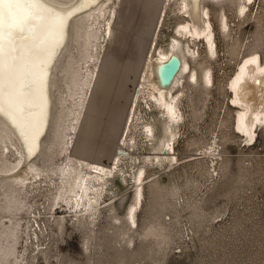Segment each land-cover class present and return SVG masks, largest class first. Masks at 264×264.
I'll return each instance as SVG.
<instances>
[{
	"label": "rangeland",
	"instance_id": "rangeland-1",
	"mask_svg": "<svg viewBox=\"0 0 264 264\" xmlns=\"http://www.w3.org/2000/svg\"><path fill=\"white\" fill-rule=\"evenodd\" d=\"M139 1H136V19L139 22L147 16V26L144 27L141 25L143 22H140V24L134 23V26L131 24L128 28L127 18H125L126 21L120 28V37H126L125 41L127 42L131 41L129 49L125 50L126 52L131 51V53L125 54L126 52L123 51L121 54L125 55L118 61H107L114 57L113 55L104 58L102 76L97 82L98 93L91 104L92 115L88 118L86 114L83 123V140L75 141L82 112L79 115L76 129L69 128L68 130L67 128L68 134L65 138L67 143L63 145L64 149L60 151V156L52 159V166L58 163L57 169L66 166L71 150L75 155H84L89 161L104 164L110 163L118 151L120 136L122 133L124 136L127 129L124 125L131 97L134 88L138 87V80L141 81L140 76L144 71L143 58L147 45L149 42L164 45L167 43L170 33L174 32V24L169 16H166L160 28L155 29L152 37L158 15L156 9L158 2L156 1L154 4L149 2L151 0ZM169 2L172 1L169 0ZM231 2L232 0L227 5V9H229L228 20L233 28L231 29L232 37H224L218 28L215 32L217 45L219 49L222 48L220 55L223 60L219 65L216 61L210 62L206 45L207 54L201 48L199 56L189 59L190 67L197 71L198 83L194 84L193 81L191 83L187 73H182L181 82L185 86L180 105L187 122L186 127L180 131L179 141L175 143L178 162L170 166H167L164 161L162 164H158L156 160L143 162L144 156L150 155L152 158L154 154H147L148 150L142 145L129 150L126 144H121L126 151L129 150L134 156L128 158V161L120 160L121 167L124 166L123 170L137 172L142 166L146 173L151 174L154 179L152 183H149L150 186L148 184V186H143L142 201L144 203L137 211L136 226L127 225L128 222L124 217L127 208L133 201V190L135 189L134 181L130 176L127 175L128 179L125 182L114 179V182L111 180L106 185L112 189L105 196L106 202L102 203L100 211L96 213L97 225L94 228L88 227L83 219L75 218L76 216L69 210V205L65 203L66 198L60 197L57 190L35 188L39 185L41 187L43 185L45 187L46 185L52 186L53 182L51 183L49 177L45 176L44 181L34 183L33 188L29 186L27 189L18 190V187H15L12 190L14 193L12 196H15L16 199L11 201L9 206L4 207L13 214H11L12 223L6 222L12 231H7L10 235L8 234L7 240L3 243L6 252H3L2 256L0 255V264H264V127L257 129L256 141L253 145H246L244 136L233 129L232 119L235 111L231 110L232 112H229L228 116L227 110L224 111L225 104H222L221 97V86H224V83L234 72L242 56L253 47H257L258 51L263 54L264 0L260 1L258 8V0L253 9V5L250 6L246 17L247 21H242V17L236 14V4ZM210 10L212 21L216 26L217 15L214 14V7L211 6ZM140 26L143 27L140 28ZM140 30L144 33L141 40L142 49L138 51L133 47V43L139 37ZM98 32L99 29L96 35ZM95 38V36L90 38L89 52L91 54H95ZM232 46L235 48L234 51H231ZM102 52L103 50H97L98 62L95 69L99 66ZM139 52L138 58L131 56ZM116 55L119 54L116 53ZM197 59L199 60L197 61ZM206 64H210L213 73L214 88L210 90L211 93L205 88L196 86L201 81L204 82V79L200 80V73ZM85 66L87 63L82 62V71ZM61 84L59 81L54 83L53 93L65 99L64 106H71L72 99L65 93L66 89ZM92 84L93 80L87 86V96ZM204 84L206 83L204 82ZM141 104V108H143V100H141ZM139 109L140 106L138 112ZM154 118V132L159 134L164 118L156 114ZM134 132L135 130L131 127L130 134ZM70 139L72 140L71 145L75 141L73 147L69 143ZM213 140L215 146L217 145L215 151L208 148ZM45 146L44 142L42 147ZM15 155L16 152L12 149L9 159H14ZM35 162L44 170L52 167L49 162H45L43 159H35ZM62 178L60 175L57 177L52 174L51 179L56 180L57 185H60ZM32 179H38V176ZM182 183H185L184 187ZM172 185L173 187H171ZM166 188L171 190L169 192L172 196L170 193L168 194ZM149 190L154 193L150 191V194H146L145 192L149 193ZM157 190L160 195L162 194L161 196L158 194L161 197L158 200L159 205L155 202L158 199ZM152 194H154V199ZM156 196L157 199H155ZM162 196L167 200L163 199L160 202ZM149 197L153 200L151 199V201ZM145 202H147V206ZM108 203H111V206H108ZM184 203L188 206H185ZM143 206L144 209H142ZM154 207L159 209V212ZM148 209L150 211H147ZM33 211H36L37 224L31 228L32 218L30 215ZM145 214L149 216L147 217ZM142 215H145L147 219ZM158 218L160 219L157 220ZM5 219L6 217L3 218V221ZM29 219L31 220L29 221ZM129 226L132 229H128ZM33 230L36 232L35 235ZM166 231L170 233L167 234ZM11 234L16 236L12 237ZM141 238L144 244H140ZM145 245L146 247H144ZM140 248L142 250H138Z\"/></svg>",
	"mask_w": 264,
	"mask_h": 264
},
{
	"label": "bare ground",
	"instance_id": "bare-ground-1",
	"mask_svg": "<svg viewBox=\"0 0 264 264\" xmlns=\"http://www.w3.org/2000/svg\"><path fill=\"white\" fill-rule=\"evenodd\" d=\"M136 1L139 0H41L39 5L17 2L13 5L14 10L20 14V18L28 17L26 24L21 25L17 22L11 25L19 28L20 35L18 37L8 35L6 29L9 27V10L0 3V19L3 20L5 26V61L11 62L10 57L15 55L18 65L16 76V104L12 109H6L5 112L0 113L1 256L3 252H6L3 243L7 240L8 234L10 235L8 232L12 231L6 225V222L11 224V216L13 215L12 212H9V209L7 210L4 207H7L11 201L13 202L16 199L15 196H12V190L15 187H18V190L22 188L27 189L29 186L33 188L35 186L34 183L44 181L45 176L49 177L51 183L53 182L51 187L48 185L41 187L39 185L35 186V188L38 190L40 188L48 189L49 191H53V189L57 190L60 197L66 198V200L64 199L66 201L65 203L69 205V210L73 212V215L76 216L75 218L77 220L83 219L88 227L94 228L97 225L96 213L100 211L102 203L106 202L107 198L105 196L112 189L106 185L111 180L114 182V179H120L125 182L128 179V175L134 181L135 189L133 190V201L127 208L124 217L128 222H126L127 225H133L134 227L136 226L137 211L141 207V204L144 203L142 201L143 186L147 184L150 186L149 183H152L154 179H152L151 174L146 173L142 166L137 172L124 171L122 168L124 166L121 167L119 163L120 160H127L128 158L134 157L133 153L131 154L129 150H133L138 145H142V147L148 150L147 154H154L152 158L150 155L144 156L142 159L143 162L146 160H156L158 164H162L164 161L167 166L178 162V157L175 153V143L179 141L181 136L180 131L186 127L187 122L180 105L185 86L181 82L182 73H187L188 78L191 79V83H198L197 71L195 68L190 67L189 59L199 56L201 48L206 52V45L209 52L208 60L210 62L213 63L216 61L219 65L220 61L223 60V57L220 55L222 48L219 49L217 45L215 32L218 28L224 37L231 36V29L233 28H231L228 20L229 9H227V5L231 0H171V3L169 0H148L154 4H156V1L158 2V6L156 7L158 15L152 37L155 29L160 28L166 16H169V19L173 22L174 32L170 33L167 43L164 45L160 43L152 44L151 42L147 45L143 58L144 71L142 76H140L141 81L140 79L138 80V87L134 88L131 97L124 125L127 129L125 130L124 136L123 133L120 136L118 151L110 163L104 164L89 161L84 155H75L71 150L66 166L61 169H57L59 167L58 163L52 166L53 157H59L60 151L64 149L63 145L67 143L65 141L68 134L66 131L67 128L68 130L69 128L72 130L76 129L79 115L82 112L75 141L83 140V123L86 114L88 118L92 115L91 104L98 93L97 82L100 76H102L103 63L105 62L104 58L113 55L114 57L107 59V61H118L123 55L131 53V51H125L129 49V43L131 41L127 42L125 41L126 37H120V28L123 22L126 21L125 18H127L126 23L128 28L131 24L134 26V23L140 24V22H143L141 25H144V27L147 26V16L139 22L136 19ZM260 1L258 0L257 8L260 5ZM233 2L236 4L235 12L242 17V21H247L246 17L249 13L250 6L253 5V9L257 4V0H232L231 3ZM211 6L214 7V14L217 15L216 26L210 15ZM98 29L99 32L96 35ZM140 31L139 37L133 43V47L138 49V51L142 49L141 40L144 33L142 30ZM92 36L96 37L94 43L96 49L95 54L89 52L91 46L89 42ZM13 47L16 49L14 53L11 52ZM98 49L99 51L103 50V52L99 66L95 69L98 62ZM234 50L235 48L232 46L231 51ZM262 50L263 54L258 51L257 47H253L247 54H244L234 72L230 75L226 83H224V86H221L222 104H225L224 111L227 110V115L229 112L235 111L232 119L233 129L237 130L238 133L240 132L242 134L241 136H244L245 144L248 146L253 145L256 141L255 133L257 129L264 127V40ZM123 51L126 53L122 55L121 53ZM116 53L119 55H116ZM139 54L140 52L131 56L138 58ZM90 60L92 61L89 64ZM41 61H43V64H41ZM82 62L84 64L87 63L84 71H82ZM92 66L94 67L92 68ZM40 68H43L42 72L39 70ZM201 79H204L206 84L201 81L200 84L196 85L197 87L205 88L207 91L214 88V79L210 64L202 67V72L200 73ZM92 80L93 84L87 96V86ZM57 81L62 83L61 86L66 89L65 93L71 97L73 102L71 106H64L65 99L53 93L52 87ZM141 100H143L145 108H141ZM84 106L85 109L83 111ZM139 106L141 110L139 109L138 112ZM155 114L164 118V123L162 128L159 129V134L154 132ZM131 127L135 130L132 134H130ZM252 140L254 141L252 142ZM71 141L70 139V145ZM75 141L71 145L72 147ZM44 142L46 146L43 148L42 144ZM121 144H126L129 150L126 151ZM208 148L211 151L216 150L217 145L215 146L214 140ZM12 149H14L16 155L14 159L10 160L9 155ZM35 159H43L45 162H49L52 166L47 169L49 172L41 168L35 162ZM52 174L57 177L59 175L60 177L62 176V184L57 185L56 180L51 179ZM27 176H29L28 179H26ZM35 176H38V179L33 180L32 178ZM151 186L153 187V184ZM157 187L154 188L157 189ZM150 191L152 190H149V193H145L150 194ZM167 191L169 194L171 190ZM152 192L154 193V191ZM156 194L157 196L158 194L160 195L159 191ZM157 196L155 199H157ZM160 196H158L156 201L154 200L157 204L159 198H161ZM163 199L162 196L160 202ZM184 204L188 206L186 203ZM107 205L111 206V203ZM155 207L157 208V206ZM155 207L154 209L156 211L159 212V209L161 210L160 206L158 210ZM164 207L166 206L164 205ZM142 209H144V206ZM149 209L147 211H150ZM151 214L153 213L151 212ZM145 215L147 217L149 216L148 214ZM145 215H142V217ZM110 216L113 217L111 214ZM146 216L143 218L147 219ZM4 217L6 219L3 221ZM30 217L32 218V228L34 224H37L36 211H33ZM161 222L163 223V220ZM144 223L146 224V222ZM145 224L144 227L147 225ZM129 228L132 229L131 226ZM122 232L121 234H123ZM169 233L168 231L167 234ZM33 234H36L35 230H33ZM169 239H171L170 236ZM142 241L141 238L140 244H144ZM140 244L139 246H142ZM138 250L142 249L140 248Z\"/></svg>",
	"mask_w": 264,
	"mask_h": 264
},
{
	"label": "snow or ice",
	"instance_id": "snow-or-ice-1",
	"mask_svg": "<svg viewBox=\"0 0 264 264\" xmlns=\"http://www.w3.org/2000/svg\"><path fill=\"white\" fill-rule=\"evenodd\" d=\"M23 2L24 4L39 5L41 0H0V3L9 10V27L6 29L8 35L18 37L20 30L11 25L19 22L21 25L28 22V17L20 18V14L14 10V3ZM5 26L2 19H0V113L5 112L6 109H12L16 104V76L18 65L16 63L17 57L12 55L11 62L5 61V41H4ZM13 47L11 52H15ZM43 64V61H41ZM41 72L43 68L39 69Z\"/></svg>",
	"mask_w": 264,
	"mask_h": 264
}]
</instances>
